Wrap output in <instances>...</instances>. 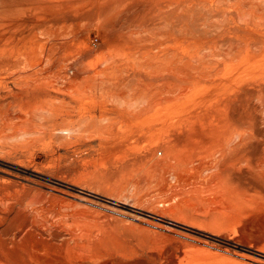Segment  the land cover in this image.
Wrapping results in <instances>:
<instances>
[{"label":"rangeland","instance_id":"obj_1","mask_svg":"<svg viewBox=\"0 0 264 264\" xmlns=\"http://www.w3.org/2000/svg\"><path fill=\"white\" fill-rule=\"evenodd\" d=\"M234 1L205 0L195 19L183 14L188 0H0V264H191L202 247L214 254L194 264H244L237 254L264 261V208L204 182L222 166L185 181L165 166L183 118L207 100L221 103L207 80L178 77L211 69L230 83L248 71L264 79V42L234 33L252 17L264 31V0H245L253 8L241 18ZM219 5L227 19L206 14ZM209 22L223 34L198 41L193 31ZM244 83L253 96L243 103L250 114L260 108L264 131V84ZM38 86L53 97L33 98ZM112 91H125L132 106ZM56 116L80 136L19 124ZM232 172L220 187H233Z\"/></svg>","mask_w":264,"mask_h":264},{"label":"bare ground","instance_id":"obj_2","mask_svg":"<svg viewBox=\"0 0 264 264\" xmlns=\"http://www.w3.org/2000/svg\"><path fill=\"white\" fill-rule=\"evenodd\" d=\"M216 1L219 3L224 2V1H228L230 3L233 0H216ZM202 3H205V0H188L187 6L185 4L186 7L185 8L183 7V10H185V11H183V14L186 15V12L189 11V12H191V14L193 13V17L195 18L196 14L204 11V8L201 6ZM232 4H233V2L230 3V6ZM262 4H264L263 1H262ZM234 6H236V8L234 7L236 9L235 11H237L240 18H241V16H243L245 14L247 9L250 10L251 8H253L252 5H251L252 7L250 6L251 8L250 7L248 8L247 6H249V4L246 6L245 0L244 1L243 0H241V1L237 0L236 2L234 1ZM198 7H201V8H198ZM209 8L210 9H208V12H206V14H208L210 16H219L220 18H222V17L225 18L227 16L228 8L222 7L221 5L214 7L213 9H211L212 7H209ZM230 9H231V7H230ZM249 10H247V11H249ZM254 10L255 9H253V14H255ZM259 11L262 12L261 10H259ZM249 13L250 12H248V15H249ZM257 13L259 14L258 10H257ZM203 14H205V13L203 12ZM260 15H261V13H260ZM258 16L259 15H257V17ZM262 16L263 17H259V18L263 19L264 15L262 14ZM197 17H199V16H197ZM197 17L195 19H197ZM249 17H250V15L247 18H249ZM226 19H227V17H226ZM251 19H249V20H251ZM240 20L244 23L245 29L243 30L242 27H239V29L235 30L234 33L238 32L239 30L249 32L248 33L249 34L248 39L252 38V40H254L253 38H256V41H254L255 43H259L260 45L263 44V42H264V31L258 32L259 28L258 29L254 28V27H258V23H260V22L255 21L254 18L252 20V22H254V23H252V24L250 23L251 21H249L247 19H244V21L242 19H240ZM256 20H258V19H256ZM191 23H193V22H191ZM218 23L214 24V23L209 22L208 24H206L208 28H206V29L205 28H202V29L197 28V30H196L197 33H195L193 31V33L198 36L196 39L198 40V38H200V41L201 40L202 41L203 40H205V41L216 40L215 39L216 36L223 34V33L218 31V29L220 28V26H218ZM188 24H189V22H188ZM223 24H225V23L222 22V25ZM263 25H264V23H263ZM217 26H218V28L215 29ZM237 26H239V25H237ZM261 28H264V27H261ZM229 32H231V31H229ZM213 33H216V36H214L215 34L213 35ZM226 34H227V32H226ZM228 34H230V33H228ZM254 35H255V37H254ZM193 36H195V35H193ZM210 36H212L213 38L212 37L210 38ZM237 39L239 41L241 40L239 38V34L237 36ZM231 40H230V43L233 42ZM243 41L242 42L240 41V42L247 44L246 42L248 40L244 41V42ZM215 44H217V43H215ZM235 44H234V46H237ZM252 45H250V46L252 47ZM257 46H259V45L257 44ZM262 46H264V45H262ZM254 47H256L255 44H254ZM238 50H239V48H238ZM252 50H251V52H252ZM247 51H250V50H247ZM223 53H224V51H223ZM247 53H249V52H247ZM257 53H258V50H257ZM260 54H258V55H260ZM219 55H220V53H219ZM229 55H230V53L228 54V56ZM236 56H234V58ZM255 56L258 57L256 54L252 57H255ZM191 58H192V56H191ZM107 61L108 60H105V66L108 63ZM191 61H190V63H191ZM194 61H196V60H194ZM258 62H257V65L259 64ZM188 64H189V62H188ZM260 64H261V62H260ZM190 65H188V66H190ZM225 65H227V64H225ZM185 66H186V64H185ZM209 66L210 65H208V69H209ZM204 67H205V65L203 66V68ZM194 68L196 69L197 67H194ZM205 69L208 70L207 67ZM205 69H203V70H205ZM191 70H192V68H191ZM210 70H209V72H207V71H201V69H200L198 71L199 74H195L193 72H188V71L187 72L185 71L186 73H183V72L179 73L180 75L183 73V75L185 76V77H178L181 82H185V83L188 82L189 83L190 78H193L194 80H198V81H202V80L206 81L207 80L209 83H211L209 85L211 86L212 91L213 90H219V92L217 93L216 96H217V100L220 97L221 103H219L218 107H214L213 104H210V103L208 104V102L211 100H207V102L203 103L202 106L200 105L202 107V108L199 107L202 109L201 112L196 111L195 114H191L190 116H186V118H183L181 125L177 127L175 133L173 134V137L169 141V145H170L169 146L170 147L169 153H170V156L172 157V161L170 163H168L167 165H165V166H167L166 169H168V171H171L172 175L175 176V178L177 180L185 181V180H189V179L199 178L197 176H201V174H199L200 172H203V171L206 172L207 170H210L211 168H213L212 166H222V168L221 167L218 168V171H215V172L208 175V177L204 181L206 183V186H208V187H210V186L211 187H219L221 189V191H226V192L229 191L236 199H239L241 203H244L246 205V207H249V208L251 207L252 209H257V210L261 208V213H262V209L264 208V131H263V127H262L263 125L261 124V119H260V111L261 110L259 108L258 110H260V111L255 109V110H253V112H251V114L248 113L249 109L247 107H245L244 103H245V101H248L253 96L252 91H251L253 88L252 89L250 88L251 89L250 90L249 88H247L248 86H246V88L244 90H241V89H243L241 86H244V84H245L244 82L246 80L248 81V79H250V78H251V81H256V83H258V84H261V83L264 84V79L262 80L259 77H257V75H252L255 73L254 71H252V72L248 71L249 73L245 72V73H242L241 75L239 72H237V74L239 73V76H234L235 77L234 80L232 79V83H230L229 82L230 76H228L229 74L227 75V73H226V75H225L222 73L224 76L223 75L219 76L215 72L214 73L210 72ZM195 72L198 73L197 71H195ZM51 74H50V78L53 77ZM243 74H245V75H243ZM177 76H179V75H177ZM47 77H49V76H47ZM38 78H40V76H38ZM41 78L43 79V78H45V76L44 77L42 76ZM39 80H40L39 82L42 84V82H41L42 80L41 79H39ZM50 80H48V86H47L48 89H51V88H49V81ZM219 80L221 81V85L218 84ZM225 80H226V82H225ZM236 81H237V83H236ZM50 82H51L50 84H52V81H50ZM50 87H52V85ZM54 87L55 86H53V88ZM206 88H204V89H206ZM56 89L54 91H56ZM58 90H59V88H58ZM61 91L62 90L60 89V91H57V92H61ZM206 91H207V89L205 90V92ZM111 94H115L114 96L117 97L118 99H123L124 100L123 103L127 107H131L133 100H135V99H133V100L131 99L130 101H128V98H126V92L125 91H121L119 93L113 92ZM235 94H236V96H235ZM32 95H33L32 97L37 99V100H40L41 97H43V96L44 97L49 96V98L53 97V96H51V93L49 91L46 93L45 90L41 86L34 88L32 90ZM54 95H56V94H54ZM257 96L261 97V98L264 97V89H261ZM261 98H258L259 101ZM205 100H206V98H205ZM248 105H251V104H248ZM257 106H259V105H257ZM38 111L39 110H37V112ZM42 112H44V111L42 110ZM212 112H216L217 115H215L214 113H213L214 115L211 114ZM55 113L56 112H53V111L50 112L49 111V114H55ZM230 114H232L231 115L232 117L231 116L229 117ZM55 115H58V113H56ZM23 118H24V116H23ZM23 118L19 119V124L21 127H23L26 130H30V131L37 130V132L45 133V134L50 135V136H53L56 133H61L62 136L65 135V136H63L65 138H72V137L74 138V137H76L75 136L76 134H78V136H80L79 135V129L72 126V125L69 126L70 124H68L67 119L64 117H61L62 119H59L58 116H56V118H54V119H47L46 118L47 119V120L45 119V121L47 122L46 124H45V121H43L44 123L41 124V123H35L33 119H30V118L23 119ZM262 119L264 120V117H262ZM36 127H38L39 129ZM141 134H142V132L140 133V135ZM78 136L74 139H77ZM235 139H236V141H235ZM121 145H122V143H121ZM242 161L246 162L244 164V166L241 165V166H239V168L238 167L234 168L236 165H240L238 163H240ZM132 164H133V162H132ZM159 165H158V167H160ZM153 166H157V165L154 164V165H151L150 167L152 168ZM230 168L234 171V174L232 172V178H231L233 187L232 188L226 187L225 189H227V190H225L224 188H222V186L220 187V185H221L220 178L223 175L224 171H226L227 169H230ZM157 170H159V169H157ZM213 170H214V168H213ZM148 171H149V169H148ZM153 171H154V169H153ZM207 172H209V171H207ZM228 174L230 175V173H228ZM251 212H253V211H251ZM14 235H16V234H14ZM17 235H19V234H17ZM15 239H17V238L15 237ZM213 254L214 253H212L211 249H209L207 247H202L198 251L192 252L191 255L188 256V258L190 260V263L194 264L195 262L199 261L201 258L206 257L208 255H213ZM237 255L243 259L244 264L246 262H249L250 264H264V261L261 258L253 257L250 255H244V254H237ZM231 264H236V263H231Z\"/></svg>","mask_w":264,"mask_h":264}]
</instances>
